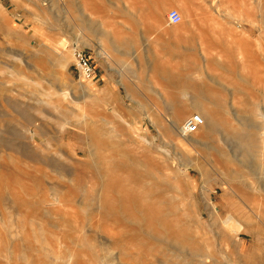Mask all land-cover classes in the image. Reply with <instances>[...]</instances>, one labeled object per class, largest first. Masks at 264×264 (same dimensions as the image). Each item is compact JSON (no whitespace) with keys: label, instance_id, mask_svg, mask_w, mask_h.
<instances>
[{"label":"rangeland","instance_id":"rangeland-1","mask_svg":"<svg viewBox=\"0 0 264 264\" xmlns=\"http://www.w3.org/2000/svg\"><path fill=\"white\" fill-rule=\"evenodd\" d=\"M14 3L28 15L0 2V138L17 130L20 147L0 146V264H264V0H100L89 14L104 58L63 39L62 0ZM148 46L160 49L125 55ZM141 75L173 79L170 94L127 96ZM171 105L185 113L175 135ZM203 105L220 110L217 129L184 138Z\"/></svg>","mask_w":264,"mask_h":264},{"label":"crops","instance_id":"crops-1","mask_svg":"<svg viewBox=\"0 0 264 264\" xmlns=\"http://www.w3.org/2000/svg\"><path fill=\"white\" fill-rule=\"evenodd\" d=\"M15 1L18 0H0V2L4 5L5 11L11 12L13 16H19V17H27L28 15V10L23 9L21 7L16 6L14 3ZM100 0H62L63 4V15H62V37L63 39H67L68 41H72L73 46H81L83 50L86 51L89 55H91L93 58L96 57L97 55L100 58H104L107 56L106 52L102 53V50L98 52V47H97V39L98 37V32H102L101 29L96 30L95 25H94V19L93 15L89 14V9L94 8L96 3H98ZM11 10V11H10ZM67 10V11H66ZM131 33L134 32H139V33H147L150 32L151 26L149 24H142V25H137V26H131L130 28ZM105 33L110 32V27L106 26V30H104ZM86 40V43H83V37ZM108 38L107 36L104 37ZM103 39V38H102ZM183 44H187V42H168L162 43V51L161 53L158 52V56H172L173 54L178 53L179 48H184ZM209 43L208 42H202L198 44L197 48H199V53L202 54V59L206 65H209L213 63V61H209L207 63V58L204 55L205 52L203 49L209 48ZM159 48L160 46H148V47H142L138 49H132L131 52H126L125 55L126 57H132V58H139L143 57L145 58L146 56L149 55V50L148 49H153V48ZM156 48V49H157ZM234 49H238L237 46L234 47ZM136 63L139 66V68L136 70L139 73H142L143 75L148 71L150 73H154L153 71H156L155 73H159L160 71H165V69H161L156 65H151L150 68H145L144 64H141V62L136 59ZM228 64H235L233 61H229ZM159 71V72H158ZM173 71H170V74H173ZM143 75L138 76V77H133V78H127L126 80V95L127 96H138V97H147V96H165L169 95V92H161V90L167 91V90H172L171 87L169 86L170 82H173L174 80H166L164 77H162L161 81H158L159 84L151 83L148 78H144ZM98 76V72L96 71V78ZM95 78V79H96ZM181 78V77H180ZM169 79V78H168ZM183 80V79H182ZM107 82L110 86V88H117V81L116 83L114 82L113 79L107 78ZM157 82V83H158ZM181 86H183L181 88ZM179 90L185 91V86L184 84L180 85L178 87ZM187 96L186 94H182ZM192 96V95H190ZM194 96H197L194 94ZM195 101L189 105L187 108H184V110L187 112L195 110L196 107Z\"/></svg>","mask_w":264,"mask_h":264},{"label":"bare ground","instance_id":"bare-ground-1","mask_svg":"<svg viewBox=\"0 0 264 264\" xmlns=\"http://www.w3.org/2000/svg\"><path fill=\"white\" fill-rule=\"evenodd\" d=\"M207 101L209 102V101H212V100L208 99ZM203 107H204L203 109L202 108L200 109V107L196 108V110L199 111L200 115H202L203 118L205 119V126L203 128L207 129L209 131V133L215 132V130L217 129V126L219 125V119H218V116L216 114L220 110H217V109H214V108H210V107L208 108V107H205V105H203ZM164 112L168 113L166 116H164V119H166V121H167V129L170 131V133L172 135H175L176 132L179 131V126L178 125H179V122L184 117L185 113L183 112L182 108H179L178 106H175V105H173V106L171 105L170 107L169 106L166 107L164 109ZM152 123L156 124V125H159L160 127L163 126L158 121H152ZM218 129H220V128H218ZM8 133L10 134V136H12L14 138V142H6L2 138H0V146L7 147L8 149L13 150V151H15V150L19 151L20 147L18 145H16V143H15V141H17L19 139V133L17 132V130H11V129L8 130ZM239 133L229 134V136L232 137L233 139L237 140V141H240L243 137H242V134H239ZM180 134H181V128H180ZM184 138H189V137H184ZM7 141H9V140H7Z\"/></svg>","mask_w":264,"mask_h":264},{"label":"built area","instance_id":"built-area-1","mask_svg":"<svg viewBox=\"0 0 264 264\" xmlns=\"http://www.w3.org/2000/svg\"><path fill=\"white\" fill-rule=\"evenodd\" d=\"M168 19L172 25H179L182 22V16L176 10L169 12ZM75 57L82 80L84 82H92L96 78V69L87 59L85 52L78 48L75 50ZM204 126L205 119L203 116L200 114H193L184 122L181 127V134L184 137H191L198 134Z\"/></svg>","mask_w":264,"mask_h":264}]
</instances>
